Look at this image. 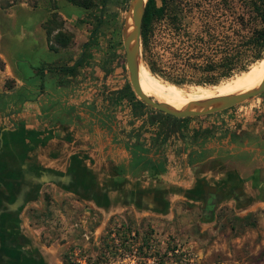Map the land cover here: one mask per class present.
I'll return each mask as SVG.
<instances>
[{"label": "rangeland", "instance_id": "obj_1", "mask_svg": "<svg viewBox=\"0 0 264 264\" xmlns=\"http://www.w3.org/2000/svg\"><path fill=\"white\" fill-rule=\"evenodd\" d=\"M75 1L0 0V132L11 129L9 141L19 143L17 134L12 132L15 122L8 118L7 111L20 109L22 103L17 96L7 100V95L24 86L22 67H18L25 63L22 59L33 66L40 61L43 62L39 65L54 67L63 62L70 64L69 58L73 59L72 55L76 56L80 45L86 42L91 46L86 49L89 56L76 74L60 75L62 84L49 91L50 97L42 93L40 100L30 103L40 110L34 119L48 123L59 112L65 113V108H71V116H64L66 123L74 126L79 135L88 136L82 141L90 138L88 147H96L97 142L101 146L94 165L99 174L92 176L93 181L74 180L69 183L72 189L52 182L34 189L33 184V194L25 202L17 195V164L10 168L0 162V193L6 188L12 192L9 197H1V206L16 205L9 225L21 239L20 247L16 246L13 252L26 255L21 259L15 256L14 263L220 264L232 259L234 264H264V113L249 121L236 116L238 108L244 110L247 106L248 110L258 102L261 108L264 90L249 99L251 105L245 101L206 115L183 117L186 120L180 124L184 130L201 129L207 140L172 146L168 140L156 146L157 141L147 156L164 160L163 171L131 172L127 170L130 154L124 147L122 128L131 121L134 125L144 121L147 131L138 139L150 146L153 129L166 119L155 115L151 108H143L140 115L133 116L126 101L113 103L102 97L105 89L128 83L122 29L129 0H104L102 5L100 0H88L95 3L89 10L76 6ZM154 2L159 5L160 0ZM99 9L102 22L97 24ZM193 16L184 20L189 22L190 31L199 24ZM39 17L43 37H36L35 41L48 51L47 55L40 49L31 54L25 50L31 39L25 35H29ZM46 21L54 28L49 35L44 28ZM59 27L71 35V43L54 52L49 46L55 45L52 36ZM105 59L108 64L102 67ZM23 69L29 72L28 66ZM96 71L102 72L101 83L97 82ZM159 84L183 93L197 85ZM90 93L99 99L96 106L87 102ZM153 115L159 123L150 125L148 118ZM3 144L0 138V146ZM199 148L200 153H192ZM189 153L192 156L188 158ZM120 164L125 172L115 174L113 167ZM10 170L13 174L8 173ZM231 195H238L239 199ZM201 205L214 207L208 220L213 223L202 221L205 214L200 213ZM242 216L246 218L237 219Z\"/></svg>", "mask_w": 264, "mask_h": 264}, {"label": "trees", "instance_id": "obj_2", "mask_svg": "<svg viewBox=\"0 0 264 264\" xmlns=\"http://www.w3.org/2000/svg\"><path fill=\"white\" fill-rule=\"evenodd\" d=\"M100 1L102 5L104 0ZM74 4L83 10H89L95 3L77 0ZM101 15V9L97 10V15H94L97 24L102 22ZM190 15L199 20V27L194 28V31H190L189 22H184L185 17ZM44 28L47 35L54 29L49 27L47 21ZM52 41L55 45H50L49 49L56 52L58 48L65 49L71 43V35L59 27L53 34ZM89 47L90 43H84L78 55L73 59L69 58L70 64L63 62L55 67L43 64L33 66L25 60L23 66H18L22 67L24 86L7 95V100L17 96L18 102L23 103L35 100L42 93L50 97L49 91L62 84L60 75L73 76L77 68L87 62L89 53L86 49ZM140 60L145 70L161 84L178 87L183 83L197 84L189 91L190 94L223 86L264 60V0H160L159 5L154 0H145L140 24ZM104 64H108V59L102 62V67ZM24 66H28V73L23 69ZM45 73L52 80L45 81ZM102 97H107L113 103L126 101L133 116L140 115L143 108H148L135 97L128 83L119 88L105 89ZM50 103L53 105L55 102ZM11 105H14L13 101ZM18 109L10 108L7 113ZM71 111V108H65V113L59 112L56 118L65 121L64 116H71ZM153 112L155 115H163L166 121L156 122L153 119L155 115L148 118L150 125L159 123L150 135V146H145L138 139L147 131L144 121L137 125L131 121L121 130L125 139L124 147L130 154L127 164L129 171H163L164 160L147 156L157 141L156 146H160L167 140L168 145H172L177 140L195 143L198 137L204 138V131L201 129L188 132L182 128L180 123L186 118L173 117L155 110ZM113 169L115 174L125 172L123 164L114 165ZM246 216L237 219L244 220Z\"/></svg>", "mask_w": 264, "mask_h": 264}, {"label": "crops", "instance_id": "obj_3", "mask_svg": "<svg viewBox=\"0 0 264 264\" xmlns=\"http://www.w3.org/2000/svg\"><path fill=\"white\" fill-rule=\"evenodd\" d=\"M42 35L43 31L41 28V21L39 17V21L36 22L35 27L29 30V35H25L31 38L29 40L27 48L25 49L28 51V54H31L39 49L46 55L48 54L47 50L44 51V49L40 45H36L35 38L38 37L40 40V38L43 37ZM84 43L86 42H83L82 45ZM82 45H80V48ZM80 51L81 49H79V52ZM78 53L75 55L77 56ZM72 56L76 57L74 55ZM25 60L27 59H22V61L24 62ZM27 61L30 63L29 60ZM42 62L43 61H40L38 65ZM96 73L98 75L97 82L101 83L102 81L99 75H102V72L96 71ZM44 79L45 81H48L51 79V77H49V74L45 73ZM21 81L23 82V77H21ZM39 95L36 96L35 100H40ZM86 98L90 106H96V102L99 100L95 98L94 93H90L86 96ZM245 101H247L246 103H248V105H251L253 103L252 100L249 101V99ZM248 109L250 112L248 113V119H251L253 118V116L255 117V115L264 113V104L261 105L258 113L251 107H249ZM38 113H40V110H38L36 106L31 104L30 100L24 101L18 111L9 113L8 118L15 122L14 130L12 132L14 134H17V136L15 137L17 141H19V143L14 144V141H9L11 136V129H2L0 132V138L6 144V146H8L7 148L13 147L18 150L19 160L23 162V165H25V167L29 166V169L33 175L37 176L39 174H49L57 177L69 176L71 181H74L75 179L82 182H85L86 180L93 181L92 176L95 174H99V169H94L95 161L98 159V155L100 153L99 151L96 152L97 149L101 147L100 144H98L99 142L95 143L96 147L94 148L88 147L87 144H91L90 138L87 142L82 141L83 138L84 140H86L85 138L88 136L86 135V137H83L82 135H79L80 132L76 131L74 126L68 125L66 121H59L56 117L50 123L43 121L42 119H34L38 117ZM93 115L94 112L92 110V116ZM200 140L206 141L207 139L198 137L195 140L194 144H199L201 142ZM75 141L77 142L74 144ZM184 143L190 142H181L180 140L176 142V144L178 145ZM174 144L175 143H173L172 145ZM172 145L170 144V146ZM200 148L204 149L202 146ZM200 148L196 151H193L192 153H200ZM192 153H189L188 158L192 156ZM244 196L246 197L245 194ZM232 197L236 198L237 200L239 199L238 195H233ZM252 197H254V195ZM196 200L200 201V199L198 198ZM213 210L214 207L211 208L210 206L201 205L200 213L202 215L205 214L202 218V221L204 220L205 223L210 224L212 221L210 222L208 220L212 218L211 216L214 213ZM208 213H210V216L207 215ZM207 224H204V226H206ZM234 263L235 261H232V259H227L220 262V264ZM209 264H215V262Z\"/></svg>", "mask_w": 264, "mask_h": 264}, {"label": "water", "instance_id": "obj_4", "mask_svg": "<svg viewBox=\"0 0 264 264\" xmlns=\"http://www.w3.org/2000/svg\"><path fill=\"white\" fill-rule=\"evenodd\" d=\"M144 4H145V0H129L127 7V14L123 21L122 45H123L124 61L127 70L129 87L133 92V94L136 96V98L139 99L148 108L178 118L206 115L209 113L221 111L236 104H240L245 100L250 99L251 97L257 96L264 90V75H263L260 83L254 88L242 92L213 96L201 102H195L194 104L199 105L198 109H191L188 106H185L180 109H174L171 108L166 103L159 102L155 100L153 97L146 95L140 89L137 80V67H138V63L141 62L140 24H141V17L143 14ZM127 16L130 17L132 24V27L129 31L126 30ZM29 181H31L32 184H34V189H36L40 184L46 182H52L54 184L61 186L62 188L64 186L65 189L68 187L72 189L69 185V183L72 182L69 176L57 177L49 174H39L36 176L31 174L29 177ZM24 200L25 198L22 199L23 202H25ZM15 206H16L15 204L12 205V207Z\"/></svg>", "mask_w": 264, "mask_h": 264}, {"label": "bare ground", "instance_id": "obj_5", "mask_svg": "<svg viewBox=\"0 0 264 264\" xmlns=\"http://www.w3.org/2000/svg\"><path fill=\"white\" fill-rule=\"evenodd\" d=\"M132 27L130 17L126 18V30L129 31ZM243 75V74H242ZM264 75V61L259 63L255 68L249 71L244 76L229 81L220 88L197 94L183 93L175 90L167 89L160 85L152 75L147 72L144 66L139 62L137 67V80L140 89L146 95L152 96L159 102L166 103L171 108L180 109L185 106L191 109H198L199 105L195 102H201L207 98L242 92L257 86ZM210 90V89H209Z\"/></svg>", "mask_w": 264, "mask_h": 264}, {"label": "flooded vegetation", "instance_id": "obj_6", "mask_svg": "<svg viewBox=\"0 0 264 264\" xmlns=\"http://www.w3.org/2000/svg\"><path fill=\"white\" fill-rule=\"evenodd\" d=\"M4 143V142H3ZM6 144L0 146V162L3 163L5 166H16V171L14 173H18L20 187L18 188V196H22V198L30 197L32 192L33 185L31 181H29V177L32 174L29 166L25 167L23 165V162L19 160V152L15 148H7ZM11 168V167H10ZM9 174H13L10 171H8ZM5 179H8L5 177ZM12 192H10V189L6 188V190H3L2 193H0V264H16L14 261H16L15 256H19V259H21V256H26L23 253L15 254V248L16 246H19L21 244L20 234L15 233V228L11 227L10 218L13 215V212H15L14 207L7 206V208L3 205L1 197L3 196H11ZM16 196V195H15ZM4 202V200H3ZM4 205H6L4 203ZM8 224V225H7ZM20 247V246H19ZM21 252V251H20Z\"/></svg>", "mask_w": 264, "mask_h": 264}, {"label": "built area", "instance_id": "obj_7", "mask_svg": "<svg viewBox=\"0 0 264 264\" xmlns=\"http://www.w3.org/2000/svg\"><path fill=\"white\" fill-rule=\"evenodd\" d=\"M259 103V102H258ZM256 104L255 106L251 107L253 108V110H259V104ZM247 108L245 107L244 110H241V108H238V112L236 113V116L239 117V119H241L242 121H249L250 119H248V113L249 109L246 110Z\"/></svg>", "mask_w": 264, "mask_h": 264}]
</instances>
